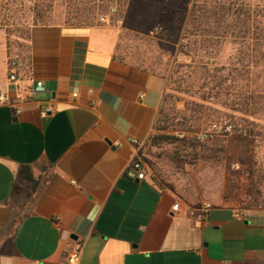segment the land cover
Here are the masks:
<instances>
[{"label": "crops", "instance_id": "0c3cea01", "mask_svg": "<svg viewBox=\"0 0 264 264\" xmlns=\"http://www.w3.org/2000/svg\"><path fill=\"white\" fill-rule=\"evenodd\" d=\"M117 43L105 25H34L17 79L0 82V264H69L77 240L78 264H264V207L213 204L201 221L137 177L168 79Z\"/></svg>", "mask_w": 264, "mask_h": 264}, {"label": "rangeland", "instance_id": "374dc122", "mask_svg": "<svg viewBox=\"0 0 264 264\" xmlns=\"http://www.w3.org/2000/svg\"><path fill=\"white\" fill-rule=\"evenodd\" d=\"M39 24L108 26L118 41L116 56L164 73L170 120L162 133L195 137L215 123L231 125L229 132L198 141L225 137L235 157L246 148L235 137L241 128L251 133L244 156L253 157L250 167L189 156L167 143L146 146L141 160L160 189L192 208L264 207V0H0V82L13 61L27 56L30 28ZM203 65L228 78L227 90L206 89L203 118L185 124L187 103L204 93Z\"/></svg>", "mask_w": 264, "mask_h": 264}, {"label": "trees", "instance_id": "16d2710c", "mask_svg": "<svg viewBox=\"0 0 264 264\" xmlns=\"http://www.w3.org/2000/svg\"><path fill=\"white\" fill-rule=\"evenodd\" d=\"M40 25V24H39ZM118 57V56H117ZM26 56L23 57L22 60H25ZM120 60L128 61L124 58H120ZM129 62V61H128ZM140 66H144L142 64L134 63ZM154 72H157L163 76H165L164 73L159 72L157 70H154L150 67L144 66ZM202 77V83L199 86V90H204L203 95L200 97L199 101H191L187 103V112L183 115V118L185 119V124L188 123V121L193 120H201L203 118V113L206 109V97H205V91L206 89L213 92H223L227 90L225 86L226 80L228 78L221 77L219 78L218 72L214 71V74L211 73L209 67H206L205 65L198 67ZM218 95V94H217ZM167 98V92L163 99V104L159 113V117L155 126V132L150 137L149 141L145 144V146L142 149L141 154H144V148L148 145L153 146H160L164 143L171 144L175 146L176 149L185 152L189 156H194L196 158H226L228 160V163L231 164L233 161H239L241 163L247 164L249 167L253 163V157L244 159V156H247L251 149H249L250 145L252 144L251 140V133L244 128H241L239 131V135L235 137V141L239 143L245 144L246 148L241 152V154L237 157L235 156H229L228 150H227V139L225 137H218L215 140L209 142H199L195 137L185 135L183 138L177 137L175 134H165L162 133L164 130L167 129V126L169 124L170 118H168V114L165 113V102ZM189 114V115H187ZM177 116L175 115L173 119L175 120ZM235 131H238V129L235 127ZM243 134V136H242ZM134 166V165H133ZM248 170V169H247ZM249 170H251L249 168ZM252 171V170H251ZM19 177L21 180L27 181L33 188H35L36 180L33 175V170L31 166L23 165L21 166L19 170ZM257 206V205H252Z\"/></svg>", "mask_w": 264, "mask_h": 264}, {"label": "built area", "instance_id": "2783aa9c", "mask_svg": "<svg viewBox=\"0 0 264 264\" xmlns=\"http://www.w3.org/2000/svg\"><path fill=\"white\" fill-rule=\"evenodd\" d=\"M102 20H105L104 18ZM18 68H19V62L13 61V68L11 70V73L8 77L10 81H15L17 79L18 75ZM44 86L41 82H37L36 84V91H43ZM74 96H77L76 94ZM5 94L0 90V102H3L5 100ZM54 112V107L52 105L46 106L44 110L42 111V116H47L49 114H52ZM232 126L227 125L223 127L220 124H213L211 126V129L208 131H202L195 134V138L199 141L209 140L213 138L215 135H219L222 132H229L231 131ZM263 157H264V150H263ZM133 170L135 173H137V177L139 179H144L146 177V170L144 162L141 160V158L137 159L133 163ZM212 205L210 203H204L200 207L192 208L191 213H193L194 216H197L199 220H204L207 217L208 211L211 209ZM181 204L179 202L175 203L173 205V210L178 212L180 211ZM84 249V242L82 240H77L74 244L73 250L67 255V261L69 264H78L79 259L81 257L82 251Z\"/></svg>", "mask_w": 264, "mask_h": 264}]
</instances>
